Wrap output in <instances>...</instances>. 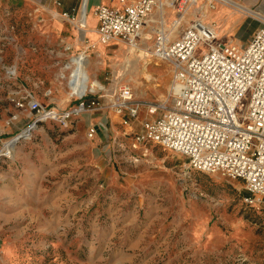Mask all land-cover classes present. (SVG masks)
<instances>
[{
  "label": "rangeland",
  "instance_id": "1",
  "mask_svg": "<svg viewBox=\"0 0 264 264\" xmlns=\"http://www.w3.org/2000/svg\"><path fill=\"white\" fill-rule=\"evenodd\" d=\"M217 2L162 0L163 12L157 6L149 14L154 20L142 31L139 48L110 43L102 61L91 47L88 91L101 87L117 94L128 85L137 100L144 90L156 93L146 101L165 99L171 70L155 57L156 28L176 38L201 19L217 31V42L237 44L231 36L237 28L231 33L208 17ZM34 26L25 3L0 10V150L20 135L13 156L0 153V264H264V200L252 196L247 202L250 193L241 179L192 169L184 155L137 141L152 117L145 108L136 117L120 114L127 133L117 126L98 144L96 128L87 129L82 113L67 126L33 123L32 98L61 111L79 102L73 95L69 106L62 104V93H78L68 86L72 50L43 41ZM205 49L201 43L197 54ZM132 51L148 56L150 80L131 63L137 55ZM8 165L13 178L5 180Z\"/></svg>",
  "mask_w": 264,
  "mask_h": 264
},
{
  "label": "built area",
  "instance_id": "2",
  "mask_svg": "<svg viewBox=\"0 0 264 264\" xmlns=\"http://www.w3.org/2000/svg\"><path fill=\"white\" fill-rule=\"evenodd\" d=\"M161 2L136 0L122 9L97 5L99 41L138 46L149 14ZM167 32L162 26L156 28L153 44L155 57L171 70L165 99L137 100L128 85L108 100L85 99L84 93L77 105L62 111L31 99L33 123L55 120L67 126L72 117L100 108L136 117L143 107L152 117L143 122L137 141H153L184 155L192 169L241 179L250 193L245 200L252 203L256 196L263 201L264 21L244 46L217 42L211 25L201 19L193 20L171 41ZM201 43L206 49L197 54ZM93 133L91 128L87 135Z\"/></svg>",
  "mask_w": 264,
  "mask_h": 264
},
{
  "label": "crops",
  "instance_id": "3",
  "mask_svg": "<svg viewBox=\"0 0 264 264\" xmlns=\"http://www.w3.org/2000/svg\"><path fill=\"white\" fill-rule=\"evenodd\" d=\"M135 1L136 0H0V10L2 12L5 10L8 11L18 8L20 4L23 5L25 3L31 10V18L35 25L34 30L40 35L41 39L48 43L51 41H55L56 43L62 42L65 50H72L73 68L71 74L67 76V78L70 79L68 86L70 88L72 87L71 84L87 81V88L81 93L71 94L69 91L62 93V104L64 106H69L71 104V98L67 97L73 95L80 96L86 91L89 94H95L100 90H104L100 87L96 88L95 91H88L91 84L90 81L93 80L87 74V64L90 63V60H88L89 54H91L89 52L90 48H94V54L97 57L101 58L102 55L107 57L106 47L110 43H119L118 41H111L108 43H101L99 41L98 34L96 33L98 22L94 12L95 7L99 4H103L115 9H122L124 5ZM212 9L213 10L208 14L209 18L211 17V19L215 20L218 24L227 26V29L230 30L231 33L237 28L235 33H232L231 36H233L234 41H236L237 44L239 43V45H241V41H248L264 21V0H221L218 1ZM63 12H66L67 15H63ZM154 14L155 13H153V15ZM159 15L161 14L157 13V16ZM167 16L169 15L167 14ZM153 20L151 16V18H149L150 22L148 24L145 23L143 31L152 26L151 23H153ZM169 39L170 41L174 39L173 33L169 34ZM140 42L142 43V38H140ZM121 45L123 48L127 46L122 42L120 43V46ZM120 46L119 51H121ZM62 53L65 54V52ZM106 57L104 58L106 59ZM102 58L101 60L104 61ZM79 74H85V76L83 75L84 80L82 77L78 76ZM116 92L117 91L107 95L104 90L102 94L93 96L92 98L100 99V97H103V100H107L109 99L107 96L112 95L110 98H113ZM150 92L151 91L144 90L137 96L140 100L146 101L156 94H150ZM74 105L75 103H72V106L69 108ZM125 113L126 112H123V116L127 114ZM123 116L114 113L109 108H100L88 112L86 111L82 113L80 117L84 125L87 126V129L93 126L96 128V134L93 139L94 142L98 144L101 138L108 137L110 132H117V126L120 128L121 133H127L123 125V123H127V121ZM119 118L122 122L119 121ZM72 119L73 118H71V121ZM90 143H93V141L90 140ZM100 148H102V146ZM100 150L101 149L96 147V152H100ZM25 168L30 169V165L26 164ZM6 170L8 172L5 173L4 171L2 173L3 178H5V180L9 179V176L13 178L10 165L7 166ZM15 183H17V181H15Z\"/></svg>",
  "mask_w": 264,
  "mask_h": 264
},
{
  "label": "bare ground",
  "instance_id": "4",
  "mask_svg": "<svg viewBox=\"0 0 264 264\" xmlns=\"http://www.w3.org/2000/svg\"><path fill=\"white\" fill-rule=\"evenodd\" d=\"M192 1V3L191 4H195L198 0H191ZM215 1H219V0H215ZM222 1H226V0H222ZM163 7H162V3L161 4H159L158 5V11H162L163 12ZM249 11V10H248ZM159 12V13H160ZM211 12V10H207V13L209 14ZM161 14V13H160ZM149 17H151V15H149ZM211 28H212V26H211ZM212 30H213V32L215 33V35L217 36L218 34H217V31L215 30V29H213L212 28ZM216 31V32H215ZM142 40H144V39H142ZM129 50H135V49H137V48H139L138 46H136V47H127ZM132 52H134V53H136L137 55H133V57H132V59H131V63L133 64V65H135V66H138V67H141L142 68V71H143V74H144V76H145V78H147L148 80H150L151 78H152V75L148 72V70H147V67H146V63H147V61H145V59H147L148 58V56L147 55H145V54H143L142 53V51L141 52H135V51H132ZM148 54V53H147ZM140 58L141 59H143L144 58V60H143V62H141L140 63ZM84 76H85V74H83ZM83 75L82 74H79L78 76L79 77H82L83 78V80H84V77H83ZM87 82V81H86ZM86 82H80V83H78V84H73V85H75V86H73L72 84H71V86L73 87V89H75V90H77L78 91V93H81V92H83L84 91V89H86L87 87H86ZM70 83H72V82H70ZM94 85V84H93ZM93 85L91 86V89L93 90L94 89V87H93ZM96 87H97V85H95ZM89 87V86H88ZM168 91H169V88H168ZM27 130H25L24 131V134L26 135V136H28V133H25ZM23 134V135H24ZM15 145H16V141H14V139H9V140H6V141H4V143H3V147L1 148V150H0V153L2 152L3 154H5V155H8V156H13L14 155V153H15V151H16V149H15Z\"/></svg>",
  "mask_w": 264,
  "mask_h": 264
},
{
  "label": "water",
  "instance_id": "5",
  "mask_svg": "<svg viewBox=\"0 0 264 264\" xmlns=\"http://www.w3.org/2000/svg\"><path fill=\"white\" fill-rule=\"evenodd\" d=\"M30 127H31V126H30ZM19 137H20V135H18L16 138H14V141L17 140V138H19Z\"/></svg>",
  "mask_w": 264,
  "mask_h": 264
}]
</instances>
